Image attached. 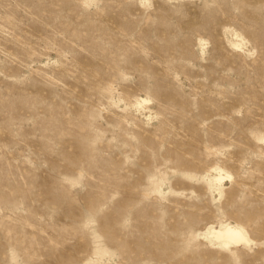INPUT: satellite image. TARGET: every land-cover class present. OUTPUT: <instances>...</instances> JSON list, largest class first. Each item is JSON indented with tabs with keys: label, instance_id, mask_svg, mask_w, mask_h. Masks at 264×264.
<instances>
[{
	"label": "rangeland",
	"instance_id": "374dc122",
	"mask_svg": "<svg viewBox=\"0 0 264 264\" xmlns=\"http://www.w3.org/2000/svg\"><path fill=\"white\" fill-rule=\"evenodd\" d=\"M0 264H264V0H0Z\"/></svg>",
	"mask_w": 264,
	"mask_h": 264
},
{
	"label": "bare ground",
	"instance_id": "6f19581e",
	"mask_svg": "<svg viewBox=\"0 0 264 264\" xmlns=\"http://www.w3.org/2000/svg\"><path fill=\"white\" fill-rule=\"evenodd\" d=\"M217 177H220V176H217ZM224 177H226V176H224ZM215 179H216V177H215ZM216 235L218 237H229V238H235L238 240L244 239V236H243L241 230L237 229L236 227L229 226V225L224 226L221 230H217Z\"/></svg>",
	"mask_w": 264,
	"mask_h": 264
}]
</instances>
